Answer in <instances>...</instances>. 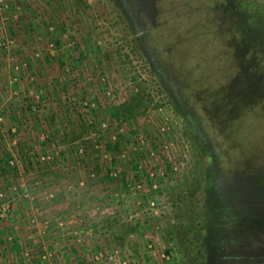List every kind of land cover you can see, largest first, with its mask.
<instances>
[{
    "label": "rangeland",
    "instance_id": "obj_1",
    "mask_svg": "<svg viewBox=\"0 0 264 264\" xmlns=\"http://www.w3.org/2000/svg\"><path fill=\"white\" fill-rule=\"evenodd\" d=\"M243 27L264 0H0V264H264V116L223 133L188 46L244 65Z\"/></svg>",
    "mask_w": 264,
    "mask_h": 264
},
{
    "label": "trees",
    "instance_id": "obj_2",
    "mask_svg": "<svg viewBox=\"0 0 264 264\" xmlns=\"http://www.w3.org/2000/svg\"><path fill=\"white\" fill-rule=\"evenodd\" d=\"M231 32L238 33L239 36L237 38L245 47L246 52L244 56L246 57L244 60V65L239 64L240 60L236 55V51L232 52L234 48L228 51H226L225 49L224 51L222 49V45L220 48V45L214 46L213 44H211L209 42L210 40H208L209 37H204L201 35L200 37L196 36L198 38H193L192 43L188 45L192 50L195 48L200 49L202 47H207L210 55L209 65L213 68L212 72L217 77L218 75L219 77L222 76L224 71L223 68L225 69L224 75L228 76V74L233 70L232 68H234V66L235 68L239 66V70L235 72L236 74L233 78V82L227 81L228 83L225 82L221 84V80L225 77L223 75L218 80V83L208 88L209 91L211 90V88H215V91L211 94V99L214 97V100L212 102H208V105L210 104V114L212 112H215L216 114V116L213 115V117H211L212 121L214 123H217L216 126L221 128L222 132L226 133V135L228 136L231 135V131H233L234 129H239L240 132L241 129H243V125L245 124V122L252 120L254 123H256L259 118L264 116V82L256 81L255 84H253L252 79L256 72H258V69L248 66V60L250 58H253L254 60L256 59L259 63L264 61V43L261 41L262 35L258 36L257 33L254 32H250V35L249 29L247 27H243L242 29L236 28ZM189 40L190 38L184 39V43L188 42ZM182 42H178V44ZM237 49L238 47H236V50ZM202 53L203 52H199L198 54ZM191 55L193 56L194 54ZM219 66H221L222 68L220 72L217 71ZM248 79L251 80L252 83H247ZM259 126L262 125L255 124V127ZM252 127L254 126H251V128ZM117 144L118 142L115 144V146H117ZM234 221L237 225H243V222H241L238 218H236ZM233 224L231 226L232 233ZM245 226L247 227L248 224H246ZM229 238H232V236ZM235 238L229 241H232L233 243V240H235ZM235 243L236 242L234 241V244Z\"/></svg>",
    "mask_w": 264,
    "mask_h": 264
},
{
    "label": "crops",
    "instance_id": "obj_3",
    "mask_svg": "<svg viewBox=\"0 0 264 264\" xmlns=\"http://www.w3.org/2000/svg\"><path fill=\"white\" fill-rule=\"evenodd\" d=\"M64 199L65 198H60L61 201H63ZM77 206H79V205L77 204ZM47 211L48 210H46V214H47ZM85 213L86 212L83 209H79V210L78 209H73V211H64V210H62V213L61 214L64 215V216H68L67 218H69V217H72V218H80L79 216H83ZM70 244L73 245L72 248L75 247L76 249H78V252H77V254L75 256L77 258L79 257V259H84L83 252L80 251L79 247H77L76 244L74 245L73 243H69V246L68 247H70Z\"/></svg>",
    "mask_w": 264,
    "mask_h": 264
}]
</instances>
